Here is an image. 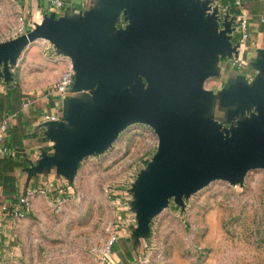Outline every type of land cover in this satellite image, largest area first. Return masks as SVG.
<instances>
[{
    "label": "water",
    "instance_id": "1",
    "mask_svg": "<svg viewBox=\"0 0 264 264\" xmlns=\"http://www.w3.org/2000/svg\"><path fill=\"white\" fill-rule=\"evenodd\" d=\"M230 10L215 0H100L80 14H45L0 42V78L9 80L22 53L47 40L71 59L73 90L89 92L70 99L65 121L51 123L56 152L42 160L70 181L129 125L154 128L158 148L130 200L136 244L171 198L184 207L216 179L242 183L264 168V50L251 82L238 76L217 94L206 86L221 59L239 55ZM122 12L127 24L118 28ZM216 107L224 117H215Z\"/></svg>",
    "mask_w": 264,
    "mask_h": 264
},
{
    "label": "rangeland",
    "instance_id": "2",
    "mask_svg": "<svg viewBox=\"0 0 264 264\" xmlns=\"http://www.w3.org/2000/svg\"><path fill=\"white\" fill-rule=\"evenodd\" d=\"M19 1L0 0V42L34 27ZM54 53L47 40L33 43L16 67L19 84L54 85L69 66L67 56ZM158 143L153 127L133 123L104 152L86 157L73 181L61 178L48 194H35L20 217L0 218V264H264V168L242 183L216 179L184 198V207L171 198L132 258L115 260L118 243L127 255L134 245L138 220L130 200Z\"/></svg>",
    "mask_w": 264,
    "mask_h": 264
},
{
    "label": "crops",
    "instance_id": "3",
    "mask_svg": "<svg viewBox=\"0 0 264 264\" xmlns=\"http://www.w3.org/2000/svg\"><path fill=\"white\" fill-rule=\"evenodd\" d=\"M99 1L64 0L62 7H56L51 0L19 2L27 12L28 20L33 21L35 25L45 14L55 12L57 17L66 14H80L98 6ZM232 1L215 0V3L219 4L224 12L230 7L233 15L235 10L232 8ZM244 10L249 14V38L239 47L238 57H227L220 60L218 74L209 79L213 80V85L208 87L206 83V86L216 94L236 77L243 76L251 82L258 73L255 62L259 51L264 50V21L262 20L264 19V0H245ZM126 24L127 21L122 12L116 26L121 28ZM234 42L237 40L234 39ZM53 49L55 59L66 58L65 55L58 53L54 46ZM26 50H30V47ZM26 50L22 55L27 52ZM34 50L31 49L30 54L34 53ZM20 58L11 68V78L9 80L5 77L0 78V127L5 120L7 123L6 130L0 136V148L6 149L0 154V218L7 216L9 209L21 208L20 199L27 196L30 191L50 187L59 182L61 178L70 181L66 176L57 172L56 166L50 167L42 163L46 156L54 155L56 152L54 147L56 141L50 136L53 121L46 120L45 114H56L58 119L55 121L63 122L70 99L72 97L84 98L89 93L85 90L75 91L71 88L65 95H59L52 90L53 85L44 90H31L21 86L16 78V67ZM66 61L69 69L72 67L71 59ZM238 62L242 63L241 67H238ZM60 76L58 74L56 82ZM217 110L219 109L216 107L215 111ZM220 114L221 116L218 117L215 113V117H224L223 111ZM4 205L8 206L9 211L3 210ZM133 244V247L129 249L130 255H127L124 247L118 243L114 250L115 260L121 259L124 262L132 258V250L136 251L138 248L135 241Z\"/></svg>",
    "mask_w": 264,
    "mask_h": 264
},
{
    "label": "built area",
    "instance_id": "4",
    "mask_svg": "<svg viewBox=\"0 0 264 264\" xmlns=\"http://www.w3.org/2000/svg\"><path fill=\"white\" fill-rule=\"evenodd\" d=\"M24 3L31 1V0H22ZM52 4L56 7H62L64 0H51ZM244 1L245 0H233L232 1V8L235 10L234 15H236V24H235V31H234V39L239 41L241 44L245 43L247 39L249 38V27H248V18L249 14L244 10ZM23 19H28L27 12H23ZM264 21V19H262ZM238 67L242 66L241 62H238ZM75 81V72L70 67L67 71L61 74L58 81L53 85L52 90L59 94V95H65L74 85ZM46 120L55 121L58 119V115L56 114H45ZM6 120L3 122V124L0 127V136L3 135V132L6 130ZM6 151V149L0 148V154ZM51 190L49 187H41L39 189L30 191L27 196L20 199V203L22 205L21 208H12L9 209L8 206L4 205L3 210L9 211L8 214L13 215L14 217H20L25 210L30 206L31 199L33 198L35 194H48V192ZM9 209V210H8ZM117 241V237L113 236V238L110 241V246H112Z\"/></svg>",
    "mask_w": 264,
    "mask_h": 264
}]
</instances>
